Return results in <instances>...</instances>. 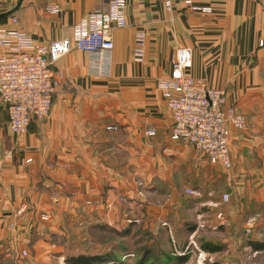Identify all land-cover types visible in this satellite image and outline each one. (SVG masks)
I'll use <instances>...</instances> for the list:
<instances>
[{"label": "crops", "instance_id": "1", "mask_svg": "<svg viewBox=\"0 0 264 264\" xmlns=\"http://www.w3.org/2000/svg\"><path fill=\"white\" fill-rule=\"evenodd\" d=\"M19 1L0 0V14ZM107 1L25 0L2 24L46 46L70 38L74 26L104 9ZM54 5L60 8L56 15L47 12ZM194 5L211 11L194 12L184 0H176L171 10L164 0H127V27L112 33L109 73L96 71L102 65L99 58L72 51L55 66L63 76L50 115L33 122L26 134L9 132L0 99V253L6 240L22 242L16 250H32L31 234L53 235L57 220L68 214L83 224L105 219V207H115L119 197L139 199L140 189L166 200L158 208L140 200L154 219L170 220L168 210L184 209L181 198L196 182L199 155L171 138L174 123L159 89L171 79L180 48L191 52L186 75L225 90L229 106L246 116L247 130L231 131V156L236 176L245 183L243 205L262 204L264 48L259 43L264 40V9L255 0H196ZM138 31L146 34L142 63L133 59ZM149 130L156 135H146ZM55 191L60 194L57 207L51 202ZM51 212L43 229L40 218ZM36 240L47 245L45 239Z\"/></svg>", "mask_w": 264, "mask_h": 264}, {"label": "rangeland", "instance_id": "2", "mask_svg": "<svg viewBox=\"0 0 264 264\" xmlns=\"http://www.w3.org/2000/svg\"><path fill=\"white\" fill-rule=\"evenodd\" d=\"M198 155L196 182L182 195L184 209L167 211L172 219L148 216L141 199L156 208L166 200L149 197L140 189L136 195L139 199L132 202L119 197L115 207H105V219L94 217L91 223L83 224L71 221L69 214L61 217L53 235L31 234L32 250H16L22 242L12 245L6 240L0 264H66L67 258L79 256L96 258L98 264H264V250L251 246L264 244V196L259 207L243 205L245 183H240L234 164L226 170ZM224 195L229 196L228 202H223ZM59 200L55 191L51 202L57 207ZM51 219L52 212L41 216L43 229ZM9 229L14 230L15 224ZM39 237L46 240L45 248L33 241ZM206 244L219 250L207 252Z\"/></svg>", "mask_w": 264, "mask_h": 264}, {"label": "built area", "instance_id": "3", "mask_svg": "<svg viewBox=\"0 0 264 264\" xmlns=\"http://www.w3.org/2000/svg\"><path fill=\"white\" fill-rule=\"evenodd\" d=\"M175 1L164 0L165 8L171 10ZM194 1L184 0V4L194 12L210 13L208 8L195 6ZM255 1L264 9V0ZM126 8L127 0H108L104 9L89 13L77 23L70 38L46 46L38 45L23 31L0 24V48L4 50L0 54V99L7 108L8 130L12 135L26 134L33 122L50 115L63 76L55 66L72 51L99 58L102 65L96 71L100 75L109 73L115 47L112 33L114 29L127 27ZM47 12L56 15L60 8L54 5ZM12 20L17 23L16 19ZM259 46L264 48V40ZM145 47L146 34L136 32L133 51L136 63L144 61ZM190 65V50L180 48L173 59L171 79L159 85L174 123L172 139L193 147L213 165L229 170L233 165L231 128L238 132L247 130V118L228 105L225 90L211 88L205 79L186 75ZM107 130L116 132L118 128ZM147 135L155 136L156 131L149 130ZM187 193L194 194L190 190ZM222 200L228 202L229 196L224 195ZM218 218L223 220L222 214Z\"/></svg>", "mask_w": 264, "mask_h": 264}, {"label": "trees", "instance_id": "4", "mask_svg": "<svg viewBox=\"0 0 264 264\" xmlns=\"http://www.w3.org/2000/svg\"><path fill=\"white\" fill-rule=\"evenodd\" d=\"M5 19L0 20V24L3 23ZM252 247H255L256 249L259 250H264V244L261 245H257V244H251ZM204 250L207 252H212L215 250H219V248L217 247H212L209 244H206V246L204 247ZM148 255H151L150 253H148ZM152 256V255H151ZM98 259H94V258H87V257H83V256H79V257H70L66 259V264H98L99 262L97 261Z\"/></svg>", "mask_w": 264, "mask_h": 264}, {"label": "water", "instance_id": "5", "mask_svg": "<svg viewBox=\"0 0 264 264\" xmlns=\"http://www.w3.org/2000/svg\"><path fill=\"white\" fill-rule=\"evenodd\" d=\"M24 1L25 0H20L19 3L17 4V6L14 9H12L11 11L6 12L4 14H0V20L13 16L21 8L22 3Z\"/></svg>", "mask_w": 264, "mask_h": 264}]
</instances>
